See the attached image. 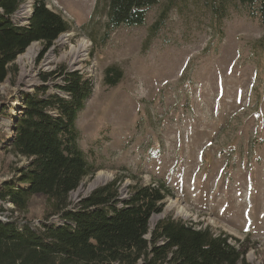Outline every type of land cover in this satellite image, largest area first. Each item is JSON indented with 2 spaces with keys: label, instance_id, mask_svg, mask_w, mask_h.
Masks as SVG:
<instances>
[{
  "label": "rangeland",
  "instance_id": "rangeland-1",
  "mask_svg": "<svg viewBox=\"0 0 264 264\" xmlns=\"http://www.w3.org/2000/svg\"><path fill=\"white\" fill-rule=\"evenodd\" d=\"M106 1L45 0L70 29L40 59L43 47L35 42L29 81H21L16 58L8 64L0 82V182L28 161L2 140L20 112L22 93L52 72L44 82L48 91L65 95L56 84L76 70L92 81L76 126L96 171L69 193V207L115 178L120 199L135 184L164 183L169 193L151 228L167 216L181 219L226 235L243 245L249 263L264 264V26L249 15L253 8L236 0H159L142 25L106 34ZM35 2L21 0L13 22L26 24ZM81 42L82 60L71 64L69 51ZM110 65L122 72L115 85L105 82ZM98 172L106 176L90 188ZM0 206V218L33 227L59 218L39 194L22 212L11 211L10 202Z\"/></svg>",
  "mask_w": 264,
  "mask_h": 264
},
{
  "label": "trees",
  "instance_id": "trees-1",
  "mask_svg": "<svg viewBox=\"0 0 264 264\" xmlns=\"http://www.w3.org/2000/svg\"><path fill=\"white\" fill-rule=\"evenodd\" d=\"M20 1L0 0V82L10 71L8 64L30 43L42 44L40 59L70 29L45 0L33 4L26 24L13 22L11 15ZM236 1L253 8L249 15L257 16L264 26V0ZM106 2L105 33L109 34L122 25H142L147 8L159 0ZM105 70V82L115 85L121 70L115 65ZM52 74H41L42 84L22 93L12 130L2 135L4 147L28 161L0 182V201L10 202L11 211L22 212L39 194L50 203V214L59 218L34 227L0 218V264H251L244 258L242 244L233 245L226 235H215L206 227L167 216L151 228V216L161 212L169 193L164 183L135 184L129 196L120 199L115 178L69 207V193L96 171L79 146L76 126L92 81L76 70L66 71L64 83L56 84L65 94L61 95L49 92L44 83ZM4 210L0 206V212Z\"/></svg>",
  "mask_w": 264,
  "mask_h": 264
},
{
  "label": "bare ground",
  "instance_id": "bare-ground-1",
  "mask_svg": "<svg viewBox=\"0 0 264 264\" xmlns=\"http://www.w3.org/2000/svg\"><path fill=\"white\" fill-rule=\"evenodd\" d=\"M67 35L68 34H64L60 36L57 40L58 44H63L67 39ZM84 50H85V46L82 42L78 44L77 46L71 48V50L69 51V55L71 57V61H70L71 64H75L76 62L80 61V59L82 60L81 57L83 56L82 52ZM38 51H39V46L35 42H32L25 48V50L22 53L17 55L15 61L19 65V68H20L21 81L27 82L29 81V79H31L30 77L32 76L33 71H34L33 70L34 61H35L36 55L38 54ZM50 60L51 59L49 58V56L45 57L44 64H47L48 62H50ZM105 176L102 172H98L93 183L89 187L91 188L95 186L100 180H104ZM177 213L181 215H185L183 211L181 210H178Z\"/></svg>",
  "mask_w": 264,
  "mask_h": 264
},
{
  "label": "water",
  "instance_id": "water-1",
  "mask_svg": "<svg viewBox=\"0 0 264 264\" xmlns=\"http://www.w3.org/2000/svg\"><path fill=\"white\" fill-rule=\"evenodd\" d=\"M32 13V12H31Z\"/></svg>",
  "mask_w": 264,
  "mask_h": 264
}]
</instances>
